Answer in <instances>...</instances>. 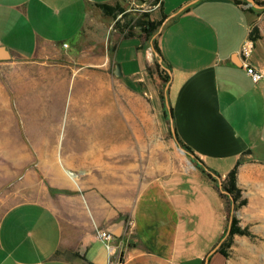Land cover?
<instances>
[{"label":"crops","instance_id":"obj_1","mask_svg":"<svg viewBox=\"0 0 264 264\" xmlns=\"http://www.w3.org/2000/svg\"><path fill=\"white\" fill-rule=\"evenodd\" d=\"M118 1L0 0V56L8 57L0 63L18 59L51 75L52 61L72 48L94 21L96 5ZM255 2L260 7L246 0H160L153 19H163L155 36L161 62L151 54L150 40L146 45L135 34L111 35L107 42L114 40L115 48L107 59L114 70L118 66L117 78L144 98L156 124L157 130L133 126V155L141 153V140L147 146L162 134L171 135L172 125L176 139L212 177L222 182L236 167V186L246 200L244 211L261 222L258 233L264 235V76L252 82L239 54L247 41L248 63L264 73V0ZM129 39L133 48L117 59ZM90 54L83 56L87 67L104 65L102 56ZM161 71L168 75L165 84ZM39 83L27 85L25 95L38 90ZM166 101L172 122L164 115ZM123 139L130 141L131 133ZM93 143L79 155L83 163L127 149L123 141L109 147ZM59 161L61 180L76 184V175L72 180ZM67 165L72 167L68 160ZM103 170L96 189L69 188L73 194L67 197L65 219L36 201L8 207L0 215V264H107L109 254L120 258V264H228L218 252L227 227L218 181L190 163L185 170L158 173L151 179L139 174L136 158L133 169L114 165ZM120 221H124L121 237L114 238L108 252L98 233L110 231ZM258 246L264 249V242ZM249 264H264V259Z\"/></svg>","mask_w":264,"mask_h":264},{"label":"rangeland","instance_id":"obj_2","mask_svg":"<svg viewBox=\"0 0 264 264\" xmlns=\"http://www.w3.org/2000/svg\"><path fill=\"white\" fill-rule=\"evenodd\" d=\"M118 2L123 12L112 18L97 10L94 21L86 26L73 47L52 61L51 75L43 74L35 64L18 59L0 63V215L18 202L36 201L65 219L67 197L73 194L69 188L96 189L105 166L108 169V166L121 165L124 169L132 165L133 169L135 158L139 174L147 179L162 172L185 170L188 163L195 166L187 154L180 152L182 147L169 133L147 146L141 140L143 145L138 149L141 153L133 155V126L138 130L157 128L149 117L144 98L134 95L114 75L111 60L107 58L111 59L115 42L107 41L115 33L123 36L128 28L142 38L136 22L159 21L153 17L160 0ZM130 47L133 48V40L124 41L117 59H122ZM85 53L102 56L104 65L87 67L83 62ZM89 68H96L97 72L91 73ZM35 81L40 82L39 89L25 95L27 85L30 87ZM103 85L105 90H99ZM133 107L137 112L134 118ZM10 110L16 113L10 114ZM128 133L131 139L127 142L123 137ZM122 141L127 147L122 154H102L95 162H89L86 157L84 163L79 156L93 142L109 147L118 146ZM59 158L64 168L76 175V184L59 177ZM67 160L72 167H68ZM223 197L227 227L218 248L225 251L228 264H249L253 259H264V249L258 246L264 242V235L258 233L261 222L248 218L243 208L246 204L235 209L228 196L223 194ZM241 200L240 197L238 201ZM232 217L236 218L242 234H229Z\"/></svg>","mask_w":264,"mask_h":264},{"label":"trees","instance_id":"obj_3","mask_svg":"<svg viewBox=\"0 0 264 264\" xmlns=\"http://www.w3.org/2000/svg\"><path fill=\"white\" fill-rule=\"evenodd\" d=\"M97 9L100 10V12L102 13L103 16H109L112 18H115L118 14H121L123 12V8L120 5L119 2H115L113 5H108V4H98L96 5ZM163 19L159 20V21H137L136 25L137 27L140 29L141 34L143 35L142 39L143 41H147V40H151V38L154 36V33L157 31V29H159V26L161 25ZM127 33L123 34L124 38L127 37H132L134 35V33L132 31L129 32V28L126 29ZM125 29H122V31H126ZM152 45L155 49V51L160 55V51L159 48L157 46V42L155 40V38L152 40ZM160 80L165 84L168 81V75L161 71L159 74ZM171 112V109H170ZM164 115L165 117H169L168 116V112L166 110V108H164ZM177 141L179 143V145L189 154H191L193 157L191 158V162H193L195 164V166L206 176H208L209 178H211L212 180L216 181L214 179V177L211 176V174L209 173V169L201 162L198 160V158L196 156L193 155V153L191 152V150L185 146L184 144H182V142H180V140L177 138ZM246 153H250L249 151H247ZM221 187L224 191L228 192L234 201V208H238L240 206H243L246 204V201L243 199L241 201H238L240 199V191L236 186V167L234 169H232L225 177V179L221 182ZM58 193H68L66 191H62V190H57ZM238 222L236 220L235 217L231 218L230 221V225L228 227V232L229 234L235 235V234H242L243 232L240 230V228L237 226ZM218 252L223 256L226 257V253L224 250L219 249Z\"/></svg>","mask_w":264,"mask_h":264},{"label":"built area","instance_id":"obj_4","mask_svg":"<svg viewBox=\"0 0 264 264\" xmlns=\"http://www.w3.org/2000/svg\"><path fill=\"white\" fill-rule=\"evenodd\" d=\"M63 48H67V44H62ZM251 53V46L250 44L245 41L240 47L239 54L241 56L243 66L245 68V73L247 76L250 77L252 82L256 83L259 81L263 76L264 73L252 66L251 64L248 63V57L250 56ZM98 238L100 241L104 244L106 250L109 252L112 249V242L114 240V236L107 230H101L98 233ZM121 259L120 258H115L113 254H109L107 258V264H120Z\"/></svg>","mask_w":264,"mask_h":264},{"label":"water","instance_id":"obj_5","mask_svg":"<svg viewBox=\"0 0 264 264\" xmlns=\"http://www.w3.org/2000/svg\"><path fill=\"white\" fill-rule=\"evenodd\" d=\"M246 2H247L249 5H252V6H254V7H257V8L260 7V6L255 2V0H246ZM160 30H161V26H160V28H159L157 34L160 32ZM154 38H155V36H153V37L151 38V40H150L151 43H152V40H153ZM150 51H151V54L154 55V56H156V57H158V61L161 62V58H160L159 54L155 51L153 45L150 47ZM6 58H8V57L0 56V59H1V60H4V59H6ZM167 71L169 72V70H167ZM114 75H115L116 77L119 76V68H118V66H116V68H115V70H114ZM165 107H166V110H167V112H168L169 120H170V122H172V116H171V112H170V107H169V103H168L167 101H166V103H165ZM171 135H172L173 139L175 140L176 144H178L177 139H176V137H175V132H174V129H173L172 125H171ZM178 145H179V144H178ZM179 150H180L182 153L187 154L190 158L193 157L191 154H189L188 152H186L183 148H180V147H179ZM69 173L72 174L71 172H69ZM213 177H214V179H215L216 181H218V184H219L218 186L220 187L222 193L225 194L226 196H228V198H229L230 201H231V206L233 207V205H234V201H233L232 196H231L228 192H226V191H224V190L222 189V187H221V181H220L219 177H218V176H215V175H213ZM123 225H124V221H120L117 225H115V226L109 231V232L114 236V238H120V237H121V234H122V231H123Z\"/></svg>","mask_w":264,"mask_h":264},{"label":"bare ground","instance_id":"obj_6","mask_svg":"<svg viewBox=\"0 0 264 264\" xmlns=\"http://www.w3.org/2000/svg\"><path fill=\"white\" fill-rule=\"evenodd\" d=\"M181 152V151H180ZM86 157L89 158V156H85V159H87ZM92 158H93V154H92ZM66 173L68 174V176L72 179V180H75V177H74V174H70L69 171L66 170Z\"/></svg>","mask_w":264,"mask_h":264}]
</instances>
